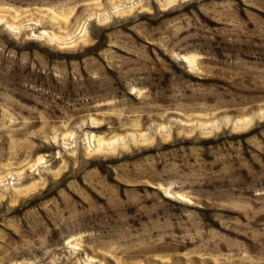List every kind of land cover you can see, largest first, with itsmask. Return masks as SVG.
<instances>
[{
	"label": "rangeland",
	"instance_id": "374dc122",
	"mask_svg": "<svg viewBox=\"0 0 264 264\" xmlns=\"http://www.w3.org/2000/svg\"><path fill=\"white\" fill-rule=\"evenodd\" d=\"M0 264H264V0H0Z\"/></svg>",
	"mask_w": 264,
	"mask_h": 264
}]
</instances>
